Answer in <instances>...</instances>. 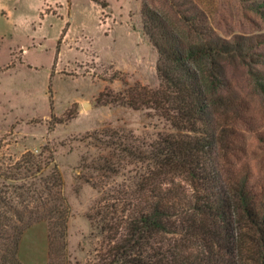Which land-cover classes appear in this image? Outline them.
Returning <instances> with one entry per match:
<instances>
[{
  "label": "trees",
  "instance_id": "1",
  "mask_svg": "<svg viewBox=\"0 0 264 264\" xmlns=\"http://www.w3.org/2000/svg\"><path fill=\"white\" fill-rule=\"evenodd\" d=\"M252 7L264 17L261 5ZM143 16L158 52L160 86L131 87L105 102L154 108L174 131L151 141L125 129L87 135L105 153L83 156L81 168L112 198L88 214L99 217L105 235L100 264H264V184L252 181L242 143L251 133L264 149V37L225 38L198 11L174 19L148 0ZM233 69L243 71L260 98V117L230 80ZM4 164L0 264H24L21 240L38 221L48 224L52 258L70 216L53 148L45 144ZM120 174L122 182L106 189Z\"/></svg>",
  "mask_w": 264,
  "mask_h": 264
},
{
  "label": "rangeland",
  "instance_id": "2",
  "mask_svg": "<svg viewBox=\"0 0 264 264\" xmlns=\"http://www.w3.org/2000/svg\"><path fill=\"white\" fill-rule=\"evenodd\" d=\"M148 1L174 19L198 11L225 38L264 37V17L252 7L259 4L264 12V0ZM0 36V163L7 166L49 144L70 208L67 236L52 258L46 221L25 231L20 258L24 264H100L105 235L99 217L88 214L112 198L87 181L88 170L81 168L83 156L90 160L105 153L87 135L125 129L151 141L174 131L154 108L105 102L131 87L160 86L158 52L144 29L143 0H0ZM259 50L264 52V45ZM229 73L260 117L261 100L246 75ZM246 136L244 160L253 168L252 181L262 187L263 145L251 133ZM120 175L105 188L117 187L124 178Z\"/></svg>",
  "mask_w": 264,
  "mask_h": 264
},
{
  "label": "water",
  "instance_id": "3",
  "mask_svg": "<svg viewBox=\"0 0 264 264\" xmlns=\"http://www.w3.org/2000/svg\"><path fill=\"white\" fill-rule=\"evenodd\" d=\"M84 106H85L86 108H88V107H89V102H84Z\"/></svg>",
  "mask_w": 264,
  "mask_h": 264
},
{
  "label": "crops",
  "instance_id": "4",
  "mask_svg": "<svg viewBox=\"0 0 264 264\" xmlns=\"http://www.w3.org/2000/svg\"><path fill=\"white\" fill-rule=\"evenodd\" d=\"M53 3H54V2H53ZM3 12H4V11H3ZM1 38L3 39V37L0 36V39H1ZM23 239H24V238H23Z\"/></svg>",
  "mask_w": 264,
  "mask_h": 264
}]
</instances>
